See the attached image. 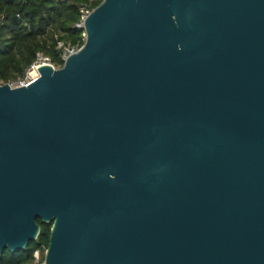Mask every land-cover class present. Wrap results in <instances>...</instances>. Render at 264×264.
<instances>
[{"label":"water","instance_id":"1","mask_svg":"<svg viewBox=\"0 0 264 264\" xmlns=\"http://www.w3.org/2000/svg\"><path fill=\"white\" fill-rule=\"evenodd\" d=\"M83 43L0 83V256L264 264V0H101Z\"/></svg>","mask_w":264,"mask_h":264},{"label":"trees","instance_id":"2","mask_svg":"<svg viewBox=\"0 0 264 264\" xmlns=\"http://www.w3.org/2000/svg\"><path fill=\"white\" fill-rule=\"evenodd\" d=\"M101 0H0V82L20 79L36 54L55 66L62 60L59 43L79 47L83 43L80 7L91 10ZM37 237L15 252L4 250L0 264H27L35 249L46 247L50 223L40 222Z\"/></svg>","mask_w":264,"mask_h":264},{"label":"built area","instance_id":"3","mask_svg":"<svg viewBox=\"0 0 264 264\" xmlns=\"http://www.w3.org/2000/svg\"><path fill=\"white\" fill-rule=\"evenodd\" d=\"M89 9L82 6L80 7L79 13H80V22L77 24V26L82 25L83 19L86 17V15L89 13ZM83 39L84 35L82 33ZM57 47L61 50L60 52V57L61 60L63 61L68 54H71L75 52L79 47H65L62 45V43H59ZM41 64H48L52 68H57L59 66L53 65L49 58L42 55L41 53H37L34 61L31 63V65L26 69L25 74L22 78L19 79L17 82V85L12 86L11 84L8 83L10 87H16L20 85H26L29 81H31L33 78L37 76L36 68L41 65ZM46 247H40L38 249H35L32 253V258L27 264H44V253H45Z\"/></svg>","mask_w":264,"mask_h":264},{"label":"rangeland","instance_id":"4","mask_svg":"<svg viewBox=\"0 0 264 264\" xmlns=\"http://www.w3.org/2000/svg\"><path fill=\"white\" fill-rule=\"evenodd\" d=\"M63 46H65V47H70V46H66V45H64L63 44ZM19 81V79H17V80H14V81H9V82H7V84L9 83V84H11L12 86H15V85H17V82ZM1 83V82H0Z\"/></svg>","mask_w":264,"mask_h":264}]
</instances>
